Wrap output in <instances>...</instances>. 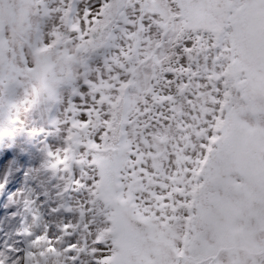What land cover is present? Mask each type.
I'll use <instances>...</instances> for the list:
<instances>
[{
    "label": "snow or ice",
    "instance_id": "1",
    "mask_svg": "<svg viewBox=\"0 0 264 264\" xmlns=\"http://www.w3.org/2000/svg\"><path fill=\"white\" fill-rule=\"evenodd\" d=\"M79 3L71 0L66 9L55 11L64 27L79 29L84 51L107 49L120 38L133 42L129 52L138 51L150 43L143 39L145 25L149 31L162 26L149 14L151 0H85L82 9ZM173 3L198 27L177 34L175 25H163L177 56L164 72L162 87L169 94L154 92V103L176 105L179 94L200 115L190 117L196 124L178 125L182 144L172 153V174L144 162L140 144L131 143L126 131L133 125L110 121L117 105L105 92H123V87L84 79L82 88L72 89L76 102L65 109L68 147L49 155L55 159L53 168L62 165L70 174L63 192L88 194L92 220L83 223V206L80 210L87 235L69 243L62 237L70 239L69 229L78 225L55 231L47 223L41 231L24 226L19 239L0 243V264H264V0ZM134 5L138 14L129 15ZM200 31L211 36L209 49L194 38ZM3 58L0 51V72ZM125 58L127 66L115 58L116 68L107 59L104 63L109 72L118 69L123 78L137 79L147 61L127 53ZM119 72L112 77L117 84ZM194 80L203 81L195 91ZM139 88L138 83L134 90ZM194 100L203 103L196 107ZM101 116L104 127L98 126ZM82 146L86 156L77 160ZM74 164L81 170L74 172ZM26 211L40 225L35 201L27 202Z\"/></svg>",
    "mask_w": 264,
    "mask_h": 264
},
{
    "label": "rangeland",
    "instance_id": "2",
    "mask_svg": "<svg viewBox=\"0 0 264 264\" xmlns=\"http://www.w3.org/2000/svg\"><path fill=\"white\" fill-rule=\"evenodd\" d=\"M70 2L71 0H0V51L4 54L10 43H18L17 48L9 49V54L19 61L24 71L31 73L40 66L39 61L34 60L32 56L31 49L34 44L38 45L37 53H46L57 48L68 57H71L74 51L79 56L75 72L66 75L50 90L41 92L28 86L23 87L20 92L0 89V98L4 100V107L0 109V243L9 238L19 239L17 234L24 226L32 227L33 231H41L44 223L51 225L54 231L57 226L78 225L75 231L69 229L72 232L70 239L62 237L68 239L69 243L87 235L83 232V223H88L93 218L85 203L89 199L88 194L84 190L63 192L70 174L62 165L53 168L55 159L49 155L50 152L62 153L68 147L65 109L69 103L76 102L77 95L72 89L74 86L82 88L84 79L94 83L102 79L112 88L123 87V92H105V95L112 98V103L117 105L109 119L111 121L118 118L122 125H133L126 128L129 140L133 144H140L142 158L149 167L155 163L172 174V153L178 151V144H182L181 136L177 135V132L181 135L178 125L199 122L190 119L192 114H185L184 121L179 120L183 115L180 114L182 111L178 100L183 101L185 107L189 104L185 102L184 97L176 94L175 90L173 94L177 95L176 105L161 106L154 103L153 96V93L158 91L159 95L168 93L167 88L162 87L166 80L164 72L170 65L174 66L173 62L177 56L176 49L170 42L172 36L165 34L163 25L166 24L169 28L175 25L177 34L188 32L189 29L198 27L194 18L182 12L173 0H151L149 14H155V19L162 26H153L149 31L145 25L143 39L150 43L141 44L138 51L129 52V46L133 42L120 38L107 49L101 47L84 51L81 47L84 42L76 34L79 29H72L70 25L64 27L60 23V14L55 11L62 7L66 9ZM84 3L85 0H80L79 8L82 9ZM138 7L137 5V9ZM137 14L135 11L129 15ZM40 33H43L42 39H38ZM198 35H207L206 38L211 44V36L208 33L200 31ZM50 36L51 43H47ZM116 36L120 37V33L116 32ZM87 39L91 40L93 37L89 35ZM158 44L161 46L156 47ZM125 53L147 61L136 74L137 79L123 78L125 73L119 72L118 69L109 72L108 67L104 65L107 59L109 66L116 68L113 63L115 58L120 64L127 66L129 60L125 58ZM95 67H102V73L97 74ZM117 72L122 77L119 84L112 79ZM153 76L159 79H152ZM23 78L22 73L18 75V79ZM198 81L203 82L193 81L192 90L195 91L196 85H200ZM138 83L139 91H135ZM204 90L200 89L201 92ZM121 96L125 99L121 100ZM128 97H131L130 102ZM193 103L201 106L203 101L194 100ZM171 108L178 111H171ZM157 114L159 116H156ZM196 115L199 116L200 113ZM98 126H105L103 116ZM6 153L10 154L5 158ZM85 156V148L82 146L76 159L82 160ZM80 170L81 167L74 164L73 171ZM29 200L35 201L40 210V225H36L32 214L26 211ZM82 206L85 211L83 223L80 214L78 215ZM53 209L58 210L54 212Z\"/></svg>",
    "mask_w": 264,
    "mask_h": 264
},
{
    "label": "clouds",
    "instance_id": "3",
    "mask_svg": "<svg viewBox=\"0 0 264 264\" xmlns=\"http://www.w3.org/2000/svg\"><path fill=\"white\" fill-rule=\"evenodd\" d=\"M18 43H10L3 54V71L0 72V89L9 92H20L25 87L36 91H47L62 81L69 73L75 72V64L79 59L78 53L73 52L71 57L59 49L53 48L46 53H37L38 45H33L31 52L34 60L39 61V68L31 73L23 70L19 61L9 54V49L17 48ZM23 74V80L18 79Z\"/></svg>",
    "mask_w": 264,
    "mask_h": 264
},
{
    "label": "bare ground",
    "instance_id": "4",
    "mask_svg": "<svg viewBox=\"0 0 264 264\" xmlns=\"http://www.w3.org/2000/svg\"><path fill=\"white\" fill-rule=\"evenodd\" d=\"M134 9H137V5H134V8H129L128 9V12H129V14H132V13H134L135 12V10ZM184 29H187V28H184ZM189 31V30H188ZM202 33V32H201ZM199 34V33H198ZM204 34V33H203ZM115 35H116V33H115ZM207 37V35H195L194 36V38H196L197 40H198V42L201 44V46L202 47H204L205 49H209L210 47H211V44L209 43V39H207L206 38ZM209 54V56H211L212 55V52H210V53H208ZM93 56H95V54H93ZM202 65L204 64V61H203V59H202ZM105 65V64H104ZM208 67H210L211 68V61L209 60L208 61ZM94 70H97L98 72H96L97 74H100V73H102V67H95L94 68ZM100 72V73H99ZM106 73V72H105ZM201 74H203V73H201ZM106 77H108V76H106ZM109 79H110V77H109ZM96 80H98V79H96ZM95 80V81H96ZM102 80V79H101ZM195 81V80H194ZM97 82V81H96ZM199 82V81H198ZM197 82V83H198ZM203 82H199V84H202ZM156 85V84H155ZM159 85V84H158ZM155 87V86H154ZM156 88V87H155ZM159 92V91H158ZM157 92V93H158ZM168 92V91H167ZM162 93V92H161ZM169 93H167V94H161L162 96H167ZM179 101V104H180V106H181V111H182V113H183V117L181 118V119H179V120H181V121H184V120H186L185 119V114H187V115H189V114H192V115H196V113H193V111L191 110V106L190 105H188V106H186L185 107V105H184V103H182L183 101H180V100H178ZM199 104V103H198ZM196 107H200L199 105H196ZM159 114V113H158ZM156 115V116H159V115ZM159 118V117H158ZM177 135L178 136H181L180 135V133H178L177 132ZM155 136V135H154ZM146 137V136H145ZM147 144H148V142H147ZM144 148V147H143ZM71 206V205H70ZM70 208H72V207H70ZM80 214V210H78V215ZM79 217H80V215H79Z\"/></svg>",
    "mask_w": 264,
    "mask_h": 264
}]
</instances>
